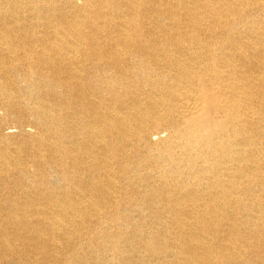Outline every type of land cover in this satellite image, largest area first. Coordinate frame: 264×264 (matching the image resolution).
Returning <instances> with one entry per match:
<instances>
[{"label": "bare ground", "instance_id": "6f19581e", "mask_svg": "<svg viewBox=\"0 0 264 264\" xmlns=\"http://www.w3.org/2000/svg\"><path fill=\"white\" fill-rule=\"evenodd\" d=\"M0 264H264V0H0Z\"/></svg>", "mask_w": 264, "mask_h": 264}]
</instances>
